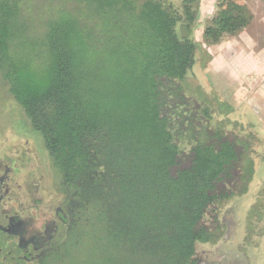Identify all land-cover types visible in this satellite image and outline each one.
<instances>
[{"label":"trees","instance_id":"16d2710c","mask_svg":"<svg viewBox=\"0 0 264 264\" xmlns=\"http://www.w3.org/2000/svg\"><path fill=\"white\" fill-rule=\"evenodd\" d=\"M200 2L0 0V83L74 192L76 261L86 240L99 264H194L221 237L206 216L248 190L253 138L185 83L212 59ZM252 19L246 0H216L203 41Z\"/></svg>","mask_w":264,"mask_h":264},{"label":"rangeland","instance_id":"374dc122","mask_svg":"<svg viewBox=\"0 0 264 264\" xmlns=\"http://www.w3.org/2000/svg\"><path fill=\"white\" fill-rule=\"evenodd\" d=\"M50 1L34 0L40 9L46 8ZM215 2L216 0H201L194 38L213 57H217V63L213 65L212 59L196 62L185 83L202 91L216 109H219L217 101L230 106V111L220 118L227 116L237 121L243 126L244 133L253 138L255 168L248 190L231 198L217 214V221H214L213 215H207L204 219L209 227L221 225V237L213 244L198 242L193 262L264 264V76L256 75L253 70L257 69V52L264 47V0H246L253 14L250 24L240 33L225 36L220 43L209 45L204 43L202 32L214 13ZM238 54L242 55V61ZM228 68L229 73L225 75ZM214 70L219 72L215 73ZM239 81L248 84L246 93L244 87L241 89L237 84ZM262 87L263 91L259 90ZM226 106H223V112ZM25 122L28 121L22 109L8 93L5 85L0 83V146H13L12 144L30 139L35 143L37 156L50 160L41 134L28 128L24 125ZM92 249V244L84 240L78 260H74L73 255L71 264H99L101 254L92 255ZM73 250L75 249L72 246V254ZM102 264L112 263L104 261Z\"/></svg>","mask_w":264,"mask_h":264},{"label":"flooded vegetation","instance_id":"af4514ba","mask_svg":"<svg viewBox=\"0 0 264 264\" xmlns=\"http://www.w3.org/2000/svg\"><path fill=\"white\" fill-rule=\"evenodd\" d=\"M29 140L0 146V264H71L77 200Z\"/></svg>","mask_w":264,"mask_h":264},{"label":"crops","instance_id":"0c3cea01","mask_svg":"<svg viewBox=\"0 0 264 264\" xmlns=\"http://www.w3.org/2000/svg\"><path fill=\"white\" fill-rule=\"evenodd\" d=\"M200 5H201V2H200ZM264 21V20H263ZM264 23V22H263ZM262 49H260L259 50V52H257V58L256 59H258V63L256 64V66H257V69L255 68V69H253L254 70V73H256V75H260L261 77L262 76H264V55H262V52L264 51V47L262 46L261 47ZM233 50V49H232ZM242 50V49H241ZM233 52H235L234 50H233ZM244 53L246 52V50H244L243 51ZM260 52H261V54H260ZM248 54H250V53H248ZM239 55V58L242 56V55H240V54H238ZM225 56H226V54H225ZM263 57V58H262ZM231 59H236L235 57H230ZM212 60H213V62L211 61V63H213V65L214 64H216L217 62V57L214 55V57L212 56ZM240 61H242V59L240 58L239 59ZM231 66V65H230ZM216 67H218L219 68V66H216ZM215 67V68H216ZM215 71V73H217V72H219L218 70H214ZM229 73V68H228V70H225V75H227ZM235 73V72H234ZM235 75V74H234ZM236 76V75H235ZM238 85H239V87H241V89L244 87V89H245V93L247 92V87H248V84L247 83H244L243 81H239L238 83H237ZM264 87V86H263ZM263 87H262V89H259V90H261V91H263ZM240 89V90H241ZM264 95V94H263ZM263 103H264V101H263Z\"/></svg>","mask_w":264,"mask_h":264}]
</instances>
